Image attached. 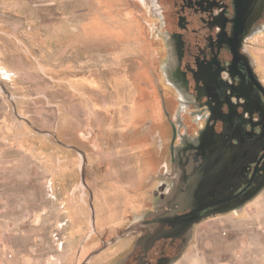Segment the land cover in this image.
Masks as SVG:
<instances>
[{
  "label": "rangeland",
  "instance_id": "rangeland-1",
  "mask_svg": "<svg viewBox=\"0 0 264 264\" xmlns=\"http://www.w3.org/2000/svg\"><path fill=\"white\" fill-rule=\"evenodd\" d=\"M160 3L0 0V264H113L163 208L171 125L198 124L169 82ZM245 48L264 83V28ZM168 264H264V187Z\"/></svg>",
  "mask_w": 264,
  "mask_h": 264
},
{
  "label": "flooded vegetation",
  "instance_id": "flooded-vegetation-1",
  "mask_svg": "<svg viewBox=\"0 0 264 264\" xmlns=\"http://www.w3.org/2000/svg\"><path fill=\"white\" fill-rule=\"evenodd\" d=\"M159 1L169 82L195 106L198 128L189 137L172 123V188L113 264H168L196 220L238 208L264 187V83L245 48L264 28V0ZM149 233L158 237L144 240Z\"/></svg>",
  "mask_w": 264,
  "mask_h": 264
},
{
  "label": "water",
  "instance_id": "water-1",
  "mask_svg": "<svg viewBox=\"0 0 264 264\" xmlns=\"http://www.w3.org/2000/svg\"><path fill=\"white\" fill-rule=\"evenodd\" d=\"M198 222H199V219L196 220L194 223H198ZM156 237H158V236L154 235L153 233H149V234L146 235L143 239H144V240H151V241H154V240L156 239ZM94 254H96V253H93L92 255H94Z\"/></svg>",
  "mask_w": 264,
  "mask_h": 264
},
{
  "label": "bare ground",
  "instance_id": "bare-ground-1",
  "mask_svg": "<svg viewBox=\"0 0 264 264\" xmlns=\"http://www.w3.org/2000/svg\"><path fill=\"white\" fill-rule=\"evenodd\" d=\"M83 161H85V158L83 157Z\"/></svg>",
  "mask_w": 264,
  "mask_h": 264
}]
</instances>
